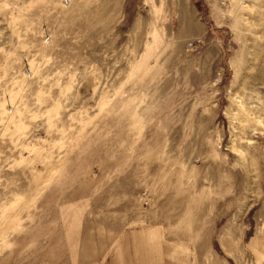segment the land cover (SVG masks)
Masks as SVG:
<instances>
[{"label": "rangeland", "instance_id": "374dc122", "mask_svg": "<svg viewBox=\"0 0 264 264\" xmlns=\"http://www.w3.org/2000/svg\"><path fill=\"white\" fill-rule=\"evenodd\" d=\"M0 264H264V0H0Z\"/></svg>", "mask_w": 264, "mask_h": 264}]
</instances>
